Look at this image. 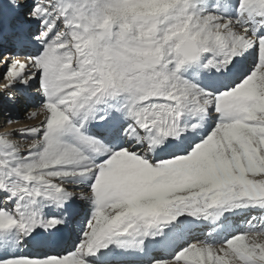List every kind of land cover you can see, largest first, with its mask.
I'll list each match as a JSON object with an SVG mask.
<instances>
[{
    "label": "snow or ice",
    "instance_id": "1",
    "mask_svg": "<svg viewBox=\"0 0 264 264\" xmlns=\"http://www.w3.org/2000/svg\"><path fill=\"white\" fill-rule=\"evenodd\" d=\"M0 264H264V0H0Z\"/></svg>",
    "mask_w": 264,
    "mask_h": 264
},
{
    "label": "bare ground",
    "instance_id": "2",
    "mask_svg": "<svg viewBox=\"0 0 264 264\" xmlns=\"http://www.w3.org/2000/svg\"><path fill=\"white\" fill-rule=\"evenodd\" d=\"M20 115H22V113Z\"/></svg>",
    "mask_w": 264,
    "mask_h": 264
}]
</instances>
